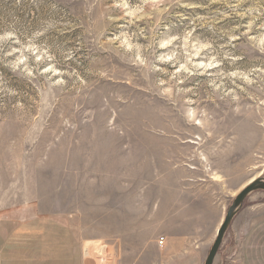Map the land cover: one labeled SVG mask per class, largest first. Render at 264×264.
Returning a JSON list of instances; mask_svg holds the SVG:
<instances>
[{
	"label": "rangeland",
	"instance_id": "374dc122",
	"mask_svg": "<svg viewBox=\"0 0 264 264\" xmlns=\"http://www.w3.org/2000/svg\"><path fill=\"white\" fill-rule=\"evenodd\" d=\"M257 179L264 0H0V247L57 220L88 264H204ZM244 200L214 264H241L245 213L264 258Z\"/></svg>",
	"mask_w": 264,
	"mask_h": 264
},
{
	"label": "crops",
	"instance_id": "0c3cea01",
	"mask_svg": "<svg viewBox=\"0 0 264 264\" xmlns=\"http://www.w3.org/2000/svg\"><path fill=\"white\" fill-rule=\"evenodd\" d=\"M245 214L240 215L241 217L238 216L233 224L234 228L242 231L243 237L241 243L243 250H246L241 254L243 261L241 259L240 263L246 262L244 258L248 256L250 250L252 256L246 264H264V258L258 256L257 252H253V249L257 248L255 244L258 243L259 246L262 239L257 235H251L252 226L260 222L254 221L255 223L250 227V216H246ZM32 222H28L24 226L2 228L3 233L1 236L4 238L0 247V264L85 263L82 251L79 249L78 240L64 222L56 220V224L30 225ZM128 233L131 238L136 236L133 227ZM262 238H264V234H262Z\"/></svg>",
	"mask_w": 264,
	"mask_h": 264
},
{
	"label": "water",
	"instance_id": "95a60500",
	"mask_svg": "<svg viewBox=\"0 0 264 264\" xmlns=\"http://www.w3.org/2000/svg\"><path fill=\"white\" fill-rule=\"evenodd\" d=\"M255 191L264 192L263 179L253 180L249 185L244 187L234 198L232 205L227 209L226 213L224 214L225 216L223 218V221L217 229L218 231L211 244L212 246L210 247L209 252L205 258L204 264H214L215 257L222 246L223 238L228 231L227 229L230 227L232 221L236 217L238 210L241 208L243 202L245 201L244 199Z\"/></svg>",
	"mask_w": 264,
	"mask_h": 264
},
{
	"label": "bare ground",
	"instance_id": "6f19581e",
	"mask_svg": "<svg viewBox=\"0 0 264 264\" xmlns=\"http://www.w3.org/2000/svg\"><path fill=\"white\" fill-rule=\"evenodd\" d=\"M93 244H95V243L86 244L84 247V249L86 250V257L85 258L87 261L92 259V256L96 255L97 252H95L96 251L95 247L99 249V251L97 253L98 256H100V254H101V248L98 247V244H95V245H93ZM87 261L85 262V264H88Z\"/></svg>",
	"mask_w": 264,
	"mask_h": 264
},
{
	"label": "built area",
	"instance_id": "2783aa9c",
	"mask_svg": "<svg viewBox=\"0 0 264 264\" xmlns=\"http://www.w3.org/2000/svg\"><path fill=\"white\" fill-rule=\"evenodd\" d=\"M157 245H158V247L163 248V245H164V239H163V238L158 239V241H157Z\"/></svg>",
	"mask_w": 264,
	"mask_h": 264
}]
</instances>
